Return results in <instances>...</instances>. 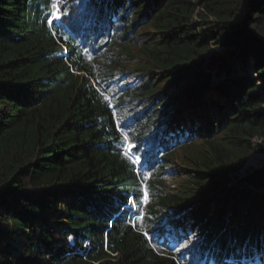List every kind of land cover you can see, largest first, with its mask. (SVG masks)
Returning <instances> with one entry per match:
<instances>
[{
  "label": "trees",
  "instance_id": "1",
  "mask_svg": "<svg viewBox=\"0 0 264 264\" xmlns=\"http://www.w3.org/2000/svg\"><path fill=\"white\" fill-rule=\"evenodd\" d=\"M252 152L264 0H0V264H264Z\"/></svg>",
  "mask_w": 264,
  "mask_h": 264
},
{
  "label": "rangeland",
  "instance_id": "2",
  "mask_svg": "<svg viewBox=\"0 0 264 264\" xmlns=\"http://www.w3.org/2000/svg\"><path fill=\"white\" fill-rule=\"evenodd\" d=\"M213 50H216L215 47H212ZM258 86H260L258 84ZM264 164V154L260 152H252L248 158V161L244 167V169L241 171V174H245L249 172L252 169L260 168Z\"/></svg>",
  "mask_w": 264,
  "mask_h": 264
},
{
  "label": "snow or ice",
  "instance_id": "3",
  "mask_svg": "<svg viewBox=\"0 0 264 264\" xmlns=\"http://www.w3.org/2000/svg\"><path fill=\"white\" fill-rule=\"evenodd\" d=\"M52 7H53V9H56V11H54V12L52 13V16H53L54 18H57L58 15H59V11H58V3H53ZM48 22L51 24L53 21H52V20H49Z\"/></svg>",
  "mask_w": 264,
  "mask_h": 264
}]
</instances>
